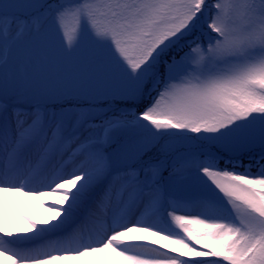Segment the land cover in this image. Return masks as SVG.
Instances as JSON below:
<instances>
[{
	"label": "snow or ice",
	"instance_id": "snow-or-ice-1",
	"mask_svg": "<svg viewBox=\"0 0 264 264\" xmlns=\"http://www.w3.org/2000/svg\"><path fill=\"white\" fill-rule=\"evenodd\" d=\"M0 257L264 264V0H0Z\"/></svg>",
	"mask_w": 264,
	"mask_h": 264
},
{
	"label": "rangeland",
	"instance_id": "rangeland-1",
	"mask_svg": "<svg viewBox=\"0 0 264 264\" xmlns=\"http://www.w3.org/2000/svg\"><path fill=\"white\" fill-rule=\"evenodd\" d=\"M45 53H47L49 57H54V51L51 48V46H45V48L40 50L39 52L41 56L45 55ZM12 70L18 71L20 74H23L24 72L23 64L13 66ZM53 196H54V199L58 200V197L56 195H53ZM32 198H34L35 201H37L35 205L30 204L28 198L26 197H20L19 199L23 203L24 208L31 215L32 219L41 220L46 216V213L48 212L47 209L51 204L49 201H44V197L33 196ZM7 199H8V211L9 213H11V204H12V201L15 199V197L9 195ZM20 221L24 222L23 220H20ZM137 234L145 236L147 240H156L158 244L167 245L168 249L178 248V246L171 243L170 240H163L160 237L152 236L147 233H137ZM161 250H164V249H161ZM0 264H10V261L4 259L3 257H0ZM57 264H69V262L65 260H60L57 262Z\"/></svg>",
	"mask_w": 264,
	"mask_h": 264
},
{
	"label": "bare ground",
	"instance_id": "bare-ground-1",
	"mask_svg": "<svg viewBox=\"0 0 264 264\" xmlns=\"http://www.w3.org/2000/svg\"><path fill=\"white\" fill-rule=\"evenodd\" d=\"M28 200H29L30 204H33V205H35L36 202H37V201H35V199L32 198V197H31V198H28ZM44 201H49L51 205H53V204H57V203H58V200H57V199H54L53 194H49L47 197H44ZM52 215H53V213H52L51 211H48V212L46 213V216H45L43 219H41V220H35V219H33V220H35L38 224H40V223H41L42 221H44L45 219H49V218H51ZM17 224H18V226H19L20 228H26V227H27V225H26L24 222L20 221V220L17 221Z\"/></svg>",
	"mask_w": 264,
	"mask_h": 264
}]
</instances>
